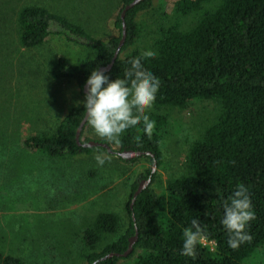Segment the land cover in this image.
Returning a JSON list of instances; mask_svg holds the SVG:
<instances>
[{
    "label": "trees",
    "instance_id": "obj_1",
    "mask_svg": "<svg viewBox=\"0 0 264 264\" xmlns=\"http://www.w3.org/2000/svg\"><path fill=\"white\" fill-rule=\"evenodd\" d=\"M133 1L122 0L115 21L121 33L110 40L95 37L82 24L45 6H23L12 20L24 48L40 47L53 35L84 47L85 56L76 61L62 56L51 69L56 80H74L84 97L86 79L93 69L105 68L110 79L122 78L128 61L141 54L138 49L127 50L140 41L138 17L152 7L153 0L141 1L123 20L122 11ZM211 1L217 4L206 9L204 3ZM197 10L201 16L189 30H181L177 18L156 26L149 49L157 56L143 63L161 80L154 106L188 108L196 100L214 102L218 109L214 120L190 144L182 173L170 178L160 193H154L151 185L146 187L131 208L140 180L151 179L153 184L158 176L152 167L139 174L128 203L130 225L125 233L108 242V236L117 232L119 217L102 213L85 228L81 251L69 241L50 246L59 257L78 252V258L87 264H244L264 247V0H181L176 17ZM124 22L126 37L120 47ZM117 51L119 55L108 69ZM83 111V104L72 108L54 131L28 135L24 147L52 159L92 155L94 151L111 154L105 147L78 143ZM148 114L155 121L152 136H145L141 126L127 131L121 148L141 154L120 160L136 163L143 157L160 168L164 159L161 146L172 123L164 112ZM238 183L249 187L255 219L248 228L251 240L232 249L220 224L222 207L216 191L226 199ZM193 218H199L205 230L195 259L180 254L182 230ZM1 231L6 236H1L4 243L15 240L13 233ZM136 235L133 251L118 255L129 249ZM102 243L105 247L97 251ZM40 261L5 253L0 246V264H49Z\"/></svg>",
    "mask_w": 264,
    "mask_h": 264
},
{
    "label": "rangeland",
    "instance_id": "obj_2",
    "mask_svg": "<svg viewBox=\"0 0 264 264\" xmlns=\"http://www.w3.org/2000/svg\"><path fill=\"white\" fill-rule=\"evenodd\" d=\"M179 1L153 0L152 7L138 17L141 39L127 52L152 48L156 26L161 23L177 18L181 30L192 28L201 11L176 17ZM216 4V1L204 3L206 9ZM27 5L45 6L82 24L95 37L110 40L120 36L115 21L123 3L122 0H0V246L5 253L32 262L87 264L78 258V252L76 256L59 257L50 246L69 241L81 251L80 238L85 228L106 212L119 217L117 232L108 236V242L125 233L130 225L128 203L139 174L155 168L158 176L146 187L151 185L154 193L163 191L170 178L182 173L190 144L206 130L218 109L214 102L202 100H196L188 108L152 106L149 112H164L172 123L161 146L164 159L160 168L153 167L148 158L142 157L136 163L120 160L138 156H132L133 151L123 150L120 144L110 145L114 151L109 154L111 162L103 167L93 159L97 151L92 155L52 159L25 148L24 139L28 135L54 131L72 108L82 105L79 102L84 97L77 83L56 80L51 69L62 56L76 61L86 54L84 47L56 35L40 47H22L12 18ZM83 131L81 140L86 143L102 140L87 124ZM1 230L16 235L15 240L4 243L1 236H6ZM104 247L102 243L97 251ZM244 264H264V247Z\"/></svg>",
    "mask_w": 264,
    "mask_h": 264
},
{
    "label": "clouds",
    "instance_id": "obj_3",
    "mask_svg": "<svg viewBox=\"0 0 264 264\" xmlns=\"http://www.w3.org/2000/svg\"><path fill=\"white\" fill-rule=\"evenodd\" d=\"M115 54L119 55L118 52ZM156 56L155 51L148 49L138 57H132L122 78L110 79L103 69H93L86 79L84 99L79 102L84 107L81 124H87L96 136L109 145L120 144L122 136L138 126L142 127L145 136L151 137L155 121L148 113L156 101L161 80L148 71L143 62ZM93 159L100 167L111 162V156L106 152L97 151ZM216 192L220 197V224L227 234V246L237 249L251 240L248 228L255 219V212L249 187L238 183L226 199L220 195L219 189ZM204 235L199 218H193L189 226L182 230L180 254L195 259Z\"/></svg>",
    "mask_w": 264,
    "mask_h": 264
},
{
    "label": "water",
    "instance_id": "obj_4",
    "mask_svg": "<svg viewBox=\"0 0 264 264\" xmlns=\"http://www.w3.org/2000/svg\"><path fill=\"white\" fill-rule=\"evenodd\" d=\"M141 1H143V0H134L132 3L127 4V5L125 6L124 10L122 11V14H121L122 19H123V20L125 19L126 12H127L129 9L135 7V6H136L137 4H139ZM123 27H124V30H123V38H122V40H121L120 47L123 45L124 40H125V37H126V27H125V22H124ZM117 52H118V51H117ZM117 52H116V53H117ZM118 53H119V52H118ZM117 57H118V56L115 54V56H114V58H113V60H112V63H111V65L108 67V69H110V68L112 67V65L114 64L115 59H116ZM102 69H103L104 71H106L105 68H102ZM84 92H86V87H85V89H84ZM84 126H85V124H80V127L78 128V131H77V141H78V143H79L80 145H83V146H85V147H96V146H102V147H105V148L108 150V152H110V153L114 152V151L112 150L111 146H110L109 144H107V143H102V142H97V141H90V142H88V143H82V141H81V134H82V130H83ZM130 153H131L132 156H135V155H139V154H141V152H130ZM149 154H150V153H149ZM150 181H151V179H149L147 182H145V183L139 185L137 191L134 193L133 200H132V203H131V208L133 207V204H134L135 199L137 198L138 194H139L142 190H144V189L146 188V185H147ZM137 237H138V235H136L134 238H132V239L130 240L131 242H130V245H129V249H128L125 253H123V254H118V255H121V256H127V255H129V254L133 251V249H134L133 246H134L135 241L137 240ZM109 256H111V255H109Z\"/></svg>",
    "mask_w": 264,
    "mask_h": 264
},
{
    "label": "flooded vegetation",
    "instance_id": "obj_5",
    "mask_svg": "<svg viewBox=\"0 0 264 264\" xmlns=\"http://www.w3.org/2000/svg\"><path fill=\"white\" fill-rule=\"evenodd\" d=\"M140 184H141V182H140Z\"/></svg>",
    "mask_w": 264,
    "mask_h": 264
}]
</instances>
